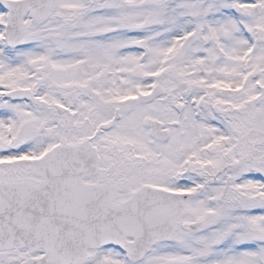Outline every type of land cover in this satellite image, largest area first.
Masks as SVG:
<instances>
[{"label":"snow or ice","instance_id":"1","mask_svg":"<svg viewBox=\"0 0 264 264\" xmlns=\"http://www.w3.org/2000/svg\"><path fill=\"white\" fill-rule=\"evenodd\" d=\"M0 264H264V0H0Z\"/></svg>","mask_w":264,"mask_h":264}]
</instances>
